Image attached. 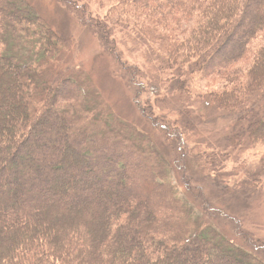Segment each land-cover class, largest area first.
Returning a JSON list of instances; mask_svg holds the SVG:
<instances>
[{"label": "trees", "instance_id": "16d2710c", "mask_svg": "<svg viewBox=\"0 0 264 264\" xmlns=\"http://www.w3.org/2000/svg\"><path fill=\"white\" fill-rule=\"evenodd\" d=\"M90 1L55 0L114 40L113 59L134 38L147 58L122 62L132 85L183 83L240 113L231 146L264 144V0ZM73 46L27 0H0V264H264L181 197L153 139L64 61ZM154 120L173 147L177 127Z\"/></svg>", "mask_w": 264, "mask_h": 264}, {"label": "rangeland", "instance_id": "374dc122", "mask_svg": "<svg viewBox=\"0 0 264 264\" xmlns=\"http://www.w3.org/2000/svg\"><path fill=\"white\" fill-rule=\"evenodd\" d=\"M27 1L56 29L72 37L73 53L64 61L73 73L80 72L101 93L118 119L153 139L171 166L181 197L235 246L264 261V144L244 140L241 146L230 145L229 134L240 113L219 111L198 98L177 95L178 85L183 83L169 84L153 96L143 92L139 83H130L122 66L137 58L145 66L146 53L131 45L134 38L117 37L123 52H115L119 59H113L109 49L114 40L113 44L104 41L98 32L70 16L63 5L55 0ZM82 1L94 6V1ZM154 75L156 70L146 78L152 80ZM149 115L151 118L146 117ZM154 119L177 127L181 134L173 147L154 128ZM188 123L191 126L185 130Z\"/></svg>", "mask_w": 264, "mask_h": 264}, {"label": "bare ground", "instance_id": "6f19581e", "mask_svg": "<svg viewBox=\"0 0 264 264\" xmlns=\"http://www.w3.org/2000/svg\"><path fill=\"white\" fill-rule=\"evenodd\" d=\"M81 24L84 25V23L80 20ZM99 40V39H98ZM92 47H96V45L93 43Z\"/></svg>", "mask_w": 264, "mask_h": 264}]
</instances>
